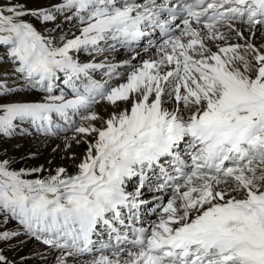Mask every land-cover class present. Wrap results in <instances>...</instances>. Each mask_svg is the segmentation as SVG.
Here are the masks:
<instances>
[{
	"label": "snow or ice",
	"instance_id": "1",
	"mask_svg": "<svg viewBox=\"0 0 264 264\" xmlns=\"http://www.w3.org/2000/svg\"><path fill=\"white\" fill-rule=\"evenodd\" d=\"M26 137L67 163L14 167ZM29 242L264 264V0H0V264Z\"/></svg>",
	"mask_w": 264,
	"mask_h": 264
},
{
	"label": "bare ground",
	"instance_id": "2",
	"mask_svg": "<svg viewBox=\"0 0 264 264\" xmlns=\"http://www.w3.org/2000/svg\"><path fill=\"white\" fill-rule=\"evenodd\" d=\"M74 23H67L65 24L64 27V31H68L69 29H72V31H76L75 27H74ZM126 58V53L124 50H121L119 53V56L117 57V60H123ZM147 58V57H144ZM135 63V61H134ZM40 137H26V138H18L17 141H13V143H20L21 144V148L18 152L15 153L16 157H17V163L14 165V167L16 168H21V167H28V166H38L39 164H45V167H48L47 165V161L49 159L53 160V167L57 164H61V163H67L66 161H62L61 160V156L59 153L53 154L52 153V148L60 143L59 140L53 139L50 143H48L46 146L39 143ZM62 147V145H61ZM27 151H32V152H36L39 153L38 156L36 157H32L29 158L27 161H21L19 159V157L22 154H25ZM73 151L77 153V158H79L80 153L83 151V147L77 148V147H73ZM54 157V158H53ZM73 169L70 168V171H72ZM48 173L45 172L43 173V175H47ZM29 179H34L35 178V174L32 176L28 177ZM134 183V181H133ZM129 189L131 190V185H129ZM145 198L150 199L151 198V194L150 193H145ZM155 218V217H153ZM15 222H11L9 227H15ZM15 243V242H14ZM44 248L43 246L40 245H35L32 242H29L26 246L23 247H19L16 251H12L11 249H9V255L16 259L18 261H20V256H24L26 258V264H44V261L40 258V256L38 255H34V252H44ZM46 254V253H45Z\"/></svg>",
	"mask_w": 264,
	"mask_h": 264
}]
</instances>
